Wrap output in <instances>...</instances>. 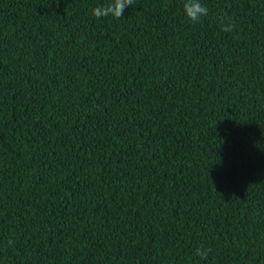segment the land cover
<instances>
[{"label": "trees", "instance_id": "16d2710c", "mask_svg": "<svg viewBox=\"0 0 264 264\" xmlns=\"http://www.w3.org/2000/svg\"><path fill=\"white\" fill-rule=\"evenodd\" d=\"M107 2L0 0V264H264V0Z\"/></svg>", "mask_w": 264, "mask_h": 264}, {"label": "clouds", "instance_id": "9594fccd", "mask_svg": "<svg viewBox=\"0 0 264 264\" xmlns=\"http://www.w3.org/2000/svg\"><path fill=\"white\" fill-rule=\"evenodd\" d=\"M136 0H108L107 3L94 7L91 12L92 16L96 19H103L112 17L119 19L123 16V11L126 6H134ZM183 13L187 20L193 23L201 22L203 17L209 14V9L202 3V0H183ZM219 23L221 31L231 32L234 29V25L224 16L219 17ZM8 245L11 246L14 242L9 240ZM210 249L198 248L196 255L201 259H207Z\"/></svg>", "mask_w": 264, "mask_h": 264}]
</instances>
